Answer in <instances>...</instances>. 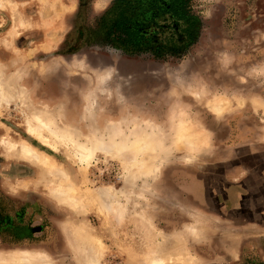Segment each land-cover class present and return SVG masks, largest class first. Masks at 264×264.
<instances>
[{"label":"rangeland","instance_id":"rangeland-1","mask_svg":"<svg viewBox=\"0 0 264 264\" xmlns=\"http://www.w3.org/2000/svg\"><path fill=\"white\" fill-rule=\"evenodd\" d=\"M87 259L264 264V0H0V264Z\"/></svg>","mask_w":264,"mask_h":264},{"label":"trees","instance_id":"trees-1","mask_svg":"<svg viewBox=\"0 0 264 264\" xmlns=\"http://www.w3.org/2000/svg\"><path fill=\"white\" fill-rule=\"evenodd\" d=\"M191 0H148L152 5L155 16L172 17L175 19H186L189 15V6ZM140 31L134 24H126L121 22L115 27L113 36L115 42L122 48L127 50H139L142 45V36Z\"/></svg>","mask_w":264,"mask_h":264},{"label":"bare ground","instance_id":"bare-ground-1","mask_svg":"<svg viewBox=\"0 0 264 264\" xmlns=\"http://www.w3.org/2000/svg\"><path fill=\"white\" fill-rule=\"evenodd\" d=\"M216 105L218 104V103H215ZM219 105H217V107H218ZM222 106V105H221ZM215 111H217V108L215 109ZM35 123H37V122H35ZM29 129H31V128H29ZM30 131V130H29ZM31 133H33L32 131H30ZM43 142V141H42ZM9 146V145H8ZM94 151V150H93ZM75 152V151H74ZM86 155L85 156H83V157H80L79 159H81V160H83V162H84V160L85 161H87L89 158V156H90V152H87V153H85ZM20 155L21 156H23V157H25V158H27V159H29V160H31V158H32V152H31V150L27 147V146H22L21 147V149H20ZM78 157V156H77ZM36 160V159H35ZM40 160V159H39ZM90 160V159H89ZM47 161V160H46ZM35 162H37L38 163V161L36 160ZM41 162V161H40ZM39 162V163H40ZM82 162V163H83ZM45 164H47L46 162H45ZM49 165H50V162L48 163ZM49 165H48V168L47 169H49ZM43 166V165H42ZM47 166V165H46ZM61 179V178H60ZM70 187V186H69ZM65 189V188H64ZM70 190V189H69ZM57 192H59V191H57ZM56 192V193H57ZM66 192H68V191H66ZM75 193V192H74ZM57 195V194H56ZM59 195V194H58ZM68 196V195H67ZM61 198V197H60ZM68 198H70V197H68ZM58 200H59V198H58ZM64 200H66V199H64ZM69 200V199H68ZM72 200V199H71ZM65 202V201H64ZM70 202H72V201H70ZM98 248H99V246H98ZM88 260V259H87ZM86 262V261H85ZM92 262H94V261H92ZM26 264H27V262H26ZM37 264H46L44 261H40V262H38ZM86 264V263H85ZM87 264H91V260H88L87 261ZM92 264H94V263H92ZM153 264H159V263H153Z\"/></svg>","mask_w":264,"mask_h":264}]
</instances>
